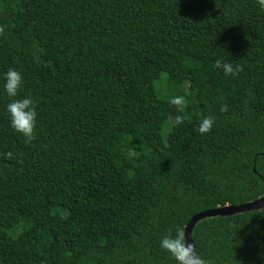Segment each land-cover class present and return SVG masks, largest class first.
Wrapping results in <instances>:
<instances>
[{"label": "trees", "instance_id": "trees-1", "mask_svg": "<svg viewBox=\"0 0 264 264\" xmlns=\"http://www.w3.org/2000/svg\"><path fill=\"white\" fill-rule=\"evenodd\" d=\"M8 68L38 115L25 143L0 90V264H175L162 235L264 197L256 0H0ZM191 239L206 264H264V206L201 219Z\"/></svg>", "mask_w": 264, "mask_h": 264}, {"label": "clouds", "instance_id": "clouds-1", "mask_svg": "<svg viewBox=\"0 0 264 264\" xmlns=\"http://www.w3.org/2000/svg\"><path fill=\"white\" fill-rule=\"evenodd\" d=\"M261 11H264V0H256ZM216 69L223 72L225 76H235L241 71L240 66L232 63L217 61L214 65ZM23 86V77L15 68H8L0 74V90L10 98L4 106L7 113L9 127L11 130L24 138L25 143L31 142L35 138L37 111L36 103L31 96H19V90ZM169 103L176 106L177 111H182L186 104L182 96H173ZM183 117L177 115L175 124L180 125ZM214 120L210 116H203L195 131L204 135L211 131ZM159 248L167 253L175 264H206L205 260L195 254L193 244L188 243L184 230L180 227L175 229L173 234H164L159 239Z\"/></svg>", "mask_w": 264, "mask_h": 264}, {"label": "water", "instance_id": "water-1", "mask_svg": "<svg viewBox=\"0 0 264 264\" xmlns=\"http://www.w3.org/2000/svg\"><path fill=\"white\" fill-rule=\"evenodd\" d=\"M264 206V197L252 201L246 204H238V205H228L223 207H217L213 210L204 211L198 213L190 218L188 223L184 227L185 238L188 243H192L191 239V232L195 224L200 221L201 219L208 218V217H223V216H230L237 213H243L248 211H258ZM193 244V243H192ZM194 249V247H193Z\"/></svg>", "mask_w": 264, "mask_h": 264}]
</instances>
